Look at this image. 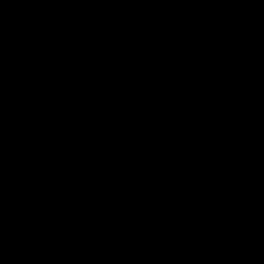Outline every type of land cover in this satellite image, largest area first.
<instances>
[{"label": "water", "instance_id": "obj_1", "mask_svg": "<svg viewBox=\"0 0 264 264\" xmlns=\"http://www.w3.org/2000/svg\"><path fill=\"white\" fill-rule=\"evenodd\" d=\"M0 264H264V0H0Z\"/></svg>", "mask_w": 264, "mask_h": 264}]
</instances>
